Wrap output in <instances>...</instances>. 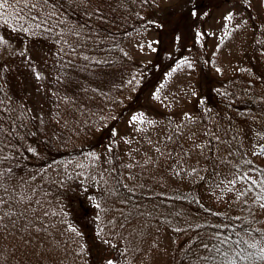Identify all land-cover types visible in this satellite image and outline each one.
<instances>
[{
  "label": "trees",
  "instance_id": "trees-1",
  "mask_svg": "<svg viewBox=\"0 0 264 264\" xmlns=\"http://www.w3.org/2000/svg\"><path fill=\"white\" fill-rule=\"evenodd\" d=\"M191 1L185 2L189 16L196 10ZM173 13L160 0H7L0 27L45 44L72 67L109 71L131 63L124 47L130 35L164 25ZM217 81L202 84L197 123L206 128L210 154L228 144L240 159L237 116L264 114V99L254 100L248 85ZM127 91L59 98L53 133L0 78V192L22 187L34 218L20 235L12 231L1 240L0 264H65L68 256L70 264H101L111 253L108 244H119L122 264L151 263L144 246L157 219L179 244L170 264L258 263L264 224L247 210L214 212L195 190L157 184L149 168L125 163L115 127L127 111ZM169 123L168 140H177L179 128L173 118ZM257 170L264 177V168Z\"/></svg>",
  "mask_w": 264,
  "mask_h": 264
},
{
  "label": "rangeland",
  "instance_id": "rangeland-1",
  "mask_svg": "<svg viewBox=\"0 0 264 264\" xmlns=\"http://www.w3.org/2000/svg\"><path fill=\"white\" fill-rule=\"evenodd\" d=\"M185 2L160 0L163 9L174 11L171 18L162 26L130 35L124 47L131 63L109 71L72 67L45 44L0 27V78L7 90L25 98L33 116L53 133L60 117L59 98L126 87L128 108L115 127L125 163L149 168L157 184L195 190L214 212L247 210L264 224V177L257 170L264 168V114L237 116L242 145L237 159L228 144L226 150L210 154L206 128L200 129L195 110L202 84L217 83L218 77L223 80L219 84L242 83L249 86L254 100L264 99V0H192L196 10L191 16ZM186 36L188 40L183 41ZM145 73L150 75L147 81ZM171 118L179 128L177 140L172 141L168 140L173 131ZM103 165L104 158L99 168ZM82 167L86 169L84 161ZM22 192L20 186L0 192V242L12 231L20 235L34 220ZM149 242L144 252L151 263L137 260L131 264H170L179 244H174L159 219ZM118 245L108 244L114 255L107 254L101 264H122ZM259 248L256 264H264V240ZM70 262L71 257H66L65 264Z\"/></svg>",
  "mask_w": 264,
  "mask_h": 264
},
{
  "label": "snow or ice",
  "instance_id": "snow-or-ice-1",
  "mask_svg": "<svg viewBox=\"0 0 264 264\" xmlns=\"http://www.w3.org/2000/svg\"><path fill=\"white\" fill-rule=\"evenodd\" d=\"M6 3H7V0H0V8H3Z\"/></svg>",
  "mask_w": 264,
  "mask_h": 264
}]
</instances>
